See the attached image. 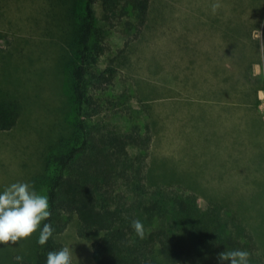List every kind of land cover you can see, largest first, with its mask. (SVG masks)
<instances>
[{"label": "rangeland", "instance_id": "obj_1", "mask_svg": "<svg viewBox=\"0 0 264 264\" xmlns=\"http://www.w3.org/2000/svg\"><path fill=\"white\" fill-rule=\"evenodd\" d=\"M101 4L93 6L98 25L107 24L98 68L117 66L101 98L126 92L131 109L147 115L145 184L196 194L203 206L219 200L220 191L233 197L234 187L241 186L237 194L247 200L255 180L264 181V0H150L136 36L107 20ZM77 5L76 0H0V94L21 107L16 125L0 131V190L29 181L47 195L51 157L73 113L67 41ZM222 50L227 56L226 50L232 52L237 64L239 98L256 99L248 115L225 117L224 130L210 105L185 99L198 92L187 88L212 84L206 72L211 68L214 74ZM261 215L264 225V211ZM100 236H80L73 215L54 238L62 247L72 245L73 264H95L92 244ZM35 243L33 234L18 246H0V264H12L16 255L33 257Z\"/></svg>", "mask_w": 264, "mask_h": 264}, {"label": "trees", "instance_id": "obj_2", "mask_svg": "<svg viewBox=\"0 0 264 264\" xmlns=\"http://www.w3.org/2000/svg\"><path fill=\"white\" fill-rule=\"evenodd\" d=\"M76 1L80 12L67 41L73 113L51 157L54 169L47 183L52 214L46 222L55 231L43 247L36 234L35 255L23 264H45L47 252L62 247L54 237L73 215L80 236L101 233L92 244L95 264H221V252L240 248L250 252V264H264V181L255 180L257 173L247 200L237 186L233 197L220 191L219 200L204 206L196 194L145 184L149 119L131 109L126 92L101 98L103 86L117 76V66L98 68L107 24L98 25L97 0ZM98 1L106 19L122 23L127 36H136L146 23L150 0ZM20 113L17 100L0 94L1 132L13 128ZM134 219L144 224L143 239L130 227Z\"/></svg>", "mask_w": 264, "mask_h": 264}, {"label": "clouds", "instance_id": "obj_3", "mask_svg": "<svg viewBox=\"0 0 264 264\" xmlns=\"http://www.w3.org/2000/svg\"><path fill=\"white\" fill-rule=\"evenodd\" d=\"M51 214L48 196L37 191L33 183H10L0 190V246H18V242L37 234V244L43 247L55 231L52 224L46 222ZM130 227L137 238H144L145 227L141 220H132ZM74 257L72 245L66 244L48 251L45 264H73ZM250 257L249 251L240 248L224 250L218 260L221 264H250ZM15 261L23 264L24 258L16 255Z\"/></svg>", "mask_w": 264, "mask_h": 264}, {"label": "crops", "instance_id": "obj_4", "mask_svg": "<svg viewBox=\"0 0 264 264\" xmlns=\"http://www.w3.org/2000/svg\"><path fill=\"white\" fill-rule=\"evenodd\" d=\"M223 50L225 49L223 48ZM223 50L220 52L219 56H216V61H214L216 65L214 74L213 70L210 67L209 71L206 72V74L210 77V81L212 82V84L206 85L204 86V88H187L190 91L197 90L198 92L195 91V93H197L198 95L196 96L195 93L188 92L190 93V96L185 99L193 98L194 100L204 101L203 103L210 105V107H208V110L211 113L213 112L216 115H220V117L222 118V123L220 126L222 128L220 129L224 130L229 125L225 117L228 116L227 118H234L240 112H244L248 115L249 111L253 110L256 99L239 98L237 92V64H235V62L233 61V53L226 50V52L228 53L227 56ZM206 66L208 65L206 64ZM224 118L225 120H223ZM262 140L264 141V136ZM254 156L255 155H253V157ZM262 158V161H264V157ZM255 161L256 159L254 157V163Z\"/></svg>", "mask_w": 264, "mask_h": 264}, {"label": "built area", "instance_id": "obj_5", "mask_svg": "<svg viewBox=\"0 0 264 264\" xmlns=\"http://www.w3.org/2000/svg\"><path fill=\"white\" fill-rule=\"evenodd\" d=\"M261 104V103H260ZM263 105H264V103H263Z\"/></svg>", "mask_w": 264, "mask_h": 264}]
</instances>
